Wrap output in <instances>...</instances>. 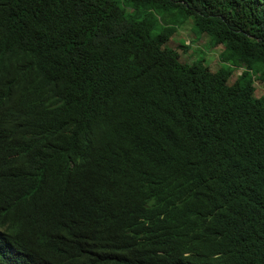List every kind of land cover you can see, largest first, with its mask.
Masks as SVG:
<instances>
[{"label": "trees", "instance_id": "obj_1", "mask_svg": "<svg viewBox=\"0 0 264 264\" xmlns=\"http://www.w3.org/2000/svg\"><path fill=\"white\" fill-rule=\"evenodd\" d=\"M255 82L264 0H0V264H264Z\"/></svg>", "mask_w": 264, "mask_h": 264}, {"label": "rangeland", "instance_id": "obj_2", "mask_svg": "<svg viewBox=\"0 0 264 264\" xmlns=\"http://www.w3.org/2000/svg\"><path fill=\"white\" fill-rule=\"evenodd\" d=\"M190 26V21H186L180 25L166 45L177 51L178 60L180 62L186 63H190L196 56H199L198 50H201L204 54V64L207 65L210 70H216L220 65L218 50L209 47L208 35L205 33L201 34L200 39H197L195 32L190 29ZM182 43L189 45V48H183V46H181ZM237 73L239 74L240 70H238ZM234 78L235 76H231L230 81ZM262 95H264V83L255 82L254 96L260 97Z\"/></svg>", "mask_w": 264, "mask_h": 264}]
</instances>
